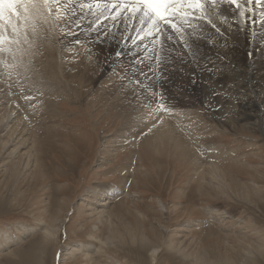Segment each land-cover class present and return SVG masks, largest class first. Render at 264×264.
<instances>
[{"label": "rangeland", "instance_id": "1", "mask_svg": "<svg viewBox=\"0 0 264 264\" xmlns=\"http://www.w3.org/2000/svg\"><path fill=\"white\" fill-rule=\"evenodd\" d=\"M77 14L84 22L92 18L91 10ZM7 15L0 30L8 37L4 46L0 45V73H5L1 88L6 94L4 88L10 87L11 94L7 91L12 102L24 112L30 141L16 154L0 145V264H264V137L239 120L238 107L231 105L235 101L232 95L225 94L221 101L211 95L204 102L198 73L195 85L193 76L179 83L171 80V65L184 75L185 66L179 67L181 53L189 60L195 55L198 65L205 45L197 40L192 49L181 43H176L178 48L165 45L162 49L156 44L153 51L152 42L138 53L143 63H132L137 54L125 56L130 63L113 60L104 78L109 91L101 90V81L94 77L101 74L98 58L106 51L115 53L114 41L118 38L119 43L122 36L119 29H104V39L113 46L105 51L101 48L103 53L94 56L92 60H98L90 68L80 62L86 69L84 77H76L78 70L73 72L75 76L70 71L56 75L45 67L43 47L47 48L51 39V50L57 52L63 29L47 30L43 41L42 32L33 29L32 17L22 24L21 18L12 16L11 24L17 23L12 34ZM88 34V42L76 58L94 50L92 44L97 41L92 32ZM104 39L102 43H108ZM253 45V52L260 56V48ZM240 50L245 52V46ZM157 55L164 60L162 67L153 59ZM109 56H113L109 62L117 59ZM65 61H70V56ZM240 64L247 70L248 63ZM258 66L264 67V61ZM161 72L165 79L155 81V90L159 91L161 83L167 89L171 111L159 112L174 118L179 135L198 151L196 164L183 159V153L168 141L159 142L155 149L149 147V140L141 135L148 132L146 126L133 123L134 117L138 120L148 114V101L153 99V89L148 86ZM137 79H143V86ZM262 80L264 88V74ZM28 147L34 151L31 157L26 154ZM103 149L107 153L104 158ZM207 156L213 157V167L206 164ZM28 160L30 166L26 167ZM97 188L117 191L113 201L102 197L103 202H110L106 207L93 204L104 209V217L88 209ZM86 198L90 202L84 201ZM49 229L55 235L52 239L45 234ZM79 243L88 244L91 250L69 255ZM53 248L58 250L55 257Z\"/></svg>", "mask_w": 264, "mask_h": 264}, {"label": "bare ground", "instance_id": "2", "mask_svg": "<svg viewBox=\"0 0 264 264\" xmlns=\"http://www.w3.org/2000/svg\"><path fill=\"white\" fill-rule=\"evenodd\" d=\"M101 2H109L110 3V0H101ZM79 3L80 2L77 1V2H74V3L67 6L69 9L68 16H71V9H75L76 12L81 11V10H79L80 9ZM216 3L219 4V7H214L212 4V0H205V8H206V10L207 9L209 10V12H208L209 14L207 15V19H211L213 22L216 23L217 27H219L221 29L220 33L213 31L212 27H210V24L208 22L205 23L204 19L193 18L192 22H191L192 23L191 28H189V26L186 24H182L181 20H179V19L176 20L177 27L180 26L181 28H183L182 31L185 33V39L190 44L191 49H192V47H191L192 44H194L197 40H198V44L205 45V47L202 48L201 53H199L200 57H198V65L195 63L196 61H195V55L194 54H193L194 56H192L193 59L189 60V58L186 56V53L183 51L185 54L181 53L182 57H180V58L183 61L179 64V67H182V69H183L185 66L184 75H181V73L180 74L176 73L174 71V68L176 66L171 65V67H169L172 71V74L170 75L171 80H174L175 83H179L185 79H188L189 76H191L190 78H192L193 75L198 73V76H200L202 78L201 88L203 89V96H204L203 100H204V102L205 101L207 102V100L211 99L212 98L211 95H214L213 94L214 92L220 93L219 95H217L218 96L217 97L218 100L216 99L217 101H221L222 98L225 96V94L232 95V97L234 98L235 101L232 102L231 105L238 107L237 109H238L239 120H241L247 128L251 129L253 132H255V131L260 132V134L264 137V88L262 87V82H263L262 76L264 74V67L258 66V62L260 60L264 61V18L261 17V13L264 12V5H256L255 3H253L251 5H246L247 9H253V11L250 13V17L255 18L257 21V23H255V24H250L245 20V18H242L239 15V12L241 10H244L243 7L241 9H238L237 7H235V5H228V4L222 3L221 0H216ZM239 3L243 6L246 4V0H239ZM91 14H92V18H91V20H92L95 16L93 14V10H91ZM5 15H7V14H5ZM105 15L107 16V18L97 16V18L92 22H90L91 20L89 22L81 21L82 27L79 30L78 37L77 36L65 37V36H62V34H61V37H60V39L56 45V47L58 46L56 48L57 52H55V51L52 52V50H51V47H52L51 39H48L49 40L48 43H47L48 40H46L47 48L43 47L44 48L43 51L45 52V55H47V58H46L47 61L45 60L47 64L44 63L45 67L47 68V71L49 73H54L56 75H59V74L63 75V73L66 71H68V72L70 71L71 73H73L75 70L76 71L78 70V72L76 73L77 74L76 77L79 76L82 78V76L86 73V69L80 67V65H81L80 62L83 61L82 63L85 64V68H90V67H92L93 61L97 62V60L99 59L98 60V62L100 63L99 70H101L100 71L101 74L98 75V73H97L96 74L97 76L95 75L94 77L97 80L101 81L98 88H100L101 90H108L109 86H108V83H106V84L104 83V78H106V76H108V73L106 71H108L107 70L108 67L113 66L112 65V64H114L113 60L116 62H119V63H121L122 60H123V63L124 62L130 63V61H132V60H130V61L125 60V58H126L125 56L134 57V55L137 54L135 57H138V53L141 51V49H143L146 45L151 44L153 42V40L155 39V37L144 36L143 40L141 41L137 32L135 31L136 28L140 27L139 23L136 21H133V22H129L126 25L123 21V16H121L118 20H114L113 16L115 15V9H112L111 13H109L107 10H105ZM62 16H64L63 10H61L60 12H54L52 14H49L46 10L41 9L39 11L34 10L32 13H30L28 15L27 18L30 20V18L32 17V23L36 24L33 29H35V31H37L40 35L42 32L43 35H42L41 40L44 41L45 39H47V34H46L47 30L50 31V29H51L53 32H57L58 30H60V28H62L63 31L65 30L64 29V23H63L64 19H62V21H60L61 20L60 18ZM21 19H22V24L25 23L26 20L23 18V16H21ZM98 19H100V21ZM97 21H99V22L95 23ZM20 22H18V23H20ZM15 23L16 22L13 21L11 25H16L17 23L16 24ZM195 23L197 25L199 23V25L197 26ZM94 26L97 27V29L93 30ZM29 28L31 29V27H29ZM105 28L106 29L112 28L110 30V32H113L114 29L115 30L119 29L120 32L122 33V36L120 38L119 43H118V38H116V40L114 41V42H116V45H117V46H115L116 48L114 49L115 52L118 49H120V50H123L125 53L122 56L121 61H119V60L117 61V59H111L112 63L107 61L108 58L113 57V56H109L108 53L106 54L107 51L104 53L106 56L105 55H100V56L98 55L102 50L105 51V50L111 48L110 45H112V44L109 43L107 39H104V40L107 41L108 43H104V44L98 43V42H96L95 44L91 43L93 45V46L92 45L91 46L93 47V49L95 51V53H92L91 56H89L88 54L84 55V53L82 52L83 55L81 53L80 56L76 58V54L78 53V51L81 50L80 48H82L88 42L87 41L88 36H89L88 33L92 32L94 35L93 36L94 39H96L98 36L102 35L105 32V30H104ZM241 28H243L244 30L242 31ZM33 31H31V33H33ZM253 32L255 33L254 36H253ZM86 34H88V35H86ZM228 34L230 36H232L233 38L232 37L229 38ZM55 35H56V33H55ZM125 36H128L130 38L128 40H124ZM77 38L83 42L81 45H75L72 43V41H74ZM131 38L137 39V43H136L137 47L136 48H134V46L136 44L135 45L132 44ZM241 38H243L244 41H242ZM15 39H16V36H15ZM245 39L247 41V44L245 43ZM250 41H251V44H250ZM262 42H263V45L260 47V44ZM169 44L174 46L175 48H178L176 43L175 44H172L171 42L166 43V45H169ZM253 44H257V48H260V52L262 53L260 56L257 55V52H255V53L253 52V47H254ZM242 45H243V47L245 46V49H246L245 52L240 50V48H242ZM2 46H4V44ZM32 48H33V46H32ZM101 48H102V50H101ZM83 49H84V47H83ZM7 50H9V49H7ZM12 50H10V51H12ZM195 50L196 49H194L193 53H195ZM249 51L252 52V58H249V55H248ZM15 53H13L12 55L16 56V55H14ZM101 53H103V52H101ZM1 55L4 56V54H1ZM68 56H70V61H65V60H67ZM94 56H99V58L97 57L98 59L92 60L94 58ZM8 58H12V57H8ZM21 58H22V56H21ZM243 61H245L249 65L247 67V70H245L241 67L240 63H242ZM73 62H76L77 64L74 63L73 66L71 67L70 64H72ZM101 64H102V66H101ZM250 64H253V66L251 67ZM163 69H167L166 65H164ZM209 69H215V70L210 72ZM122 70H125V69L122 68ZM122 70H120V72ZM153 70L155 71V65L153 66ZM112 72H113V70H112ZM124 73L125 72L123 71V75H124ZM4 74L0 73V145L2 146L3 150L7 149L8 151L10 150V152L12 154H16L17 152L20 151V149L23 146H25V144L27 142L30 141V138L27 135L28 131H27L26 127H24L25 124L23 123L24 112H22L21 109L18 107L16 101L12 102V100L10 98V96H11L10 94L12 92L10 87L6 86L4 88L7 96H6V94L2 93L3 91H2L1 85L3 83L2 77L4 76ZM110 74L113 75V73H110ZM73 75H74V73H73ZM109 77H110V75H109ZM114 79H115V77H114ZM120 79H121V77H120ZM119 80H118V82H119ZM131 85H134V84H131ZM221 85H223V87L220 88ZM7 88L10 89V94L8 92L9 90L7 91ZM83 90H85V89H83ZM123 91H125V90H123ZM143 93H145V92L143 91ZM145 97H147V96H145ZM148 103H149V105H147V108L149 109V111L147 110L148 114H146V113H144V115L142 114L143 117L138 115L139 116L138 120H135L136 117H134V122H133L134 124L138 123L139 125H141L143 127L146 126L144 128H146L147 130L151 129V131L147 132V136L144 135L145 140H147V141L149 140L150 144H148V146L155 149V147L156 148L158 147L159 142L163 141L162 143L165 144L168 141L173 146V148H175V150L183 153L182 154L183 159L188 160V161L195 163V164L198 163V160L196 159L197 155H198V151L193 149L188 143H186L183 140L181 135H179V132L176 129V126L173 124L174 118L171 119L170 117H168L169 116L168 114L156 112L155 111L156 104L155 105L153 104V99H152V101H148ZM169 114H171V113H169ZM37 115H39V114H37ZM140 118H142V119H140ZM153 124H156V126L153 127L152 126ZM126 134L128 135V138L131 137V139H132V136H131L132 133L128 132ZM126 141H127V139H126ZM137 141L141 142L140 139ZM121 142L124 143L125 141H121ZM108 146H107V148H108ZM105 151L106 150L103 149V152L101 153L102 158H104V156L107 154V153H105ZM31 152H34V151H32V149L29 148V150L27 151L26 154H29V157H31V155H32ZM189 152H192V153H189ZM26 154H24V155H26ZM182 156H181V158H182ZM207 158L209 160L206 161V164L208 163L210 166L213 167L214 166L213 163H215L213 161V157L207 156ZM29 160L25 164L26 167L30 166ZM128 161H131V160H128ZM126 162L127 161H125V163ZM36 164L37 165H35V168L38 166V159H36ZM122 169H123V167H122ZM122 169H121V173H122ZM121 173L119 172V174H121ZM116 194H117V191H113V189H111V188L108 190L107 189H98V188L95 189L94 191H92L93 201L91 202V206L88 205V209L93 210V212L96 211L98 214L102 213L101 215L103 216L105 214L104 209L99 210V208L94 207L93 204H99V206H101V207H106L110 202L107 200H105L103 202L101 200L102 197L112 199V201H113V199L115 200V198L117 196ZM84 201L90 202V200L88 198L84 199ZM65 218H66V215L64 216L63 219H61L60 225H61V223L64 222ZM54 221L55 220H53V222ZM45 234H47V237H49L50 239L54 238V236H55L54 233H52L51 229H49ZM98 240H99V238H98ZM99 243L101 244V240H99ZM103 243L104 242L102 241V244ZM74 246L76 247V249H75V247H74V249L71 248L72 250L70 249L71 252H69V255H71V256L74 254H77L82 249L91 250V246H89L88 244H84V243H79V244L74 245ZM261 249H263V248H261ZM53 250H54V248H53ZM55 250H56V252H55ZM55 250H54V252H55L54 257L58 251L57 249H55ZM76 251H78V252H76ZM45 252H47V251H45ZM156 253H157V251H154V255ZM62 260H65L64 257ZM153 261H155V259H153Z\"/></svg>", "mask_w": 264, "mask_h": 264}, {"label": "snow or ice", "instance_id": "3", "mask_svg": "<svg viewBox=\"0 0 264 264\" xmlns=\"http://www.w3.org/2000/svg\"><path fill=\"white\" fill-rule=\"evenodd\" d=\"M76 2V0H0V30L3 29V21L5 20V12L8 13V23L11 24V17L16 16L18 19L23 16L26 20L28 15L34 10L39 11L41 9L46 10L49 14L54 12L64 11V31L62 36L70 37L79 35V30L82 27L81 20L82 17L79 16L75 9H71V16H68V5ZM222 3L228 5H235L238 9L243 7L244 10L239 12L240 17L245 18V20L250 24L257 23L255 18L250 17V13L253 9H247L246 5H251L255 3L256 5H264V0H246L245 5H241L239 0H221ZM214 7H219L216 0H212ZM79 7L81 12L84 10H93V14L98 17L107 18L105 15V10L109 13L112 9H115L114 20H118L123 16V21L127 25L129 22L136 21L139 23L140 27L136 28L141 41L144 36L155 37L153 40V51H155V45L159 44L161 48L166 45L167 42L172 44L181 43L185 48H190V44L185 39V33L182 31L181 27H177L176 20L182 21V24H186L189 27L192 26V19H206L207 11L205 9V0H110L109 2H101V0H80ZM261 17L264 18V12L261 13ZM211 24L212 28L215 29L217 33L221 32V29L217 27L216 23L211 19L207 21ZM243 31L244 29L241 28ZM17 31V26L12 25L11 32L15 34ZM255 33L253 32V36ZM130 37L125 36L124 40H128ZM162 38V39H161ZM15 40V37L13 36ZM104 39L103 35L96 38L98 43H102ZM8 40L2 31H0V45L5 44ZM132 44L137 43L136 38H131ZM16 43H20L19 40H15ZM75 45H81L83 42L78 38L72 41ZM251 44V41H250ZM170 46V44L168 45ZM3 49L0 48V51ZM94 50L89 49L88 55L91 56ZM124 51L118 49L115 53H108V55H114L117 59L124 55ZM249 58H252V52L249 51ZM158 66L162 67L164 60L159 57V55L153 57ZM137 60L141 63L143 61L137 57L133 60V64H136ZM215 69H209V71H214ZM151 71V69H150ZM145 77L147 78L146 74ZM165 79L164 74L161 72L159 77L153 76L154 83L148 87L153 89V102L156 103V112L161 110L165 112H170L171 108L167 102V93L163 88L161 83L159 91H156L155 81ZM138 85H143V81L137 79ZM193 85L197 83L195 75L191 81ZM214 95H219V92H214ZM159 96V100L155 98ZM24 99H31V97L25 96ZM153 127L156 124L152 125ZM148 131H151L149 129ZM147 133H141V135H146Z\"/></svg>", "mask_w": 264, "mask_h": 264}]
</instances>
